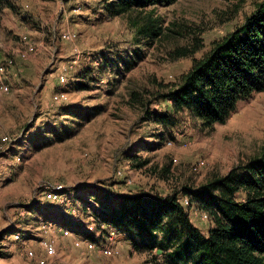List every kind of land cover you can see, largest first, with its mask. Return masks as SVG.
Wrapping results in <instances>:
<instances>
[{
	"label": "rangeland",
	"instance_id": "obj_1",
	"mask_svg": "<svg viewBox=\"0 0 264 264\" xmlns=\"http://www.w3.org/2000/svg\"><path fill=\"white\" fill-rule=\"evenodd\" d=\"M262 1L177 0L109 16L102 0H0V264H39L44 240L57 249L47 264H159L157 250L98 217L132 193L178 192L208 233L212 216L184 190L262 154L264 90L212 128L158 95ZM149 17L160 36L139 33ZM59 185L63 196L46 198Z\"/></svg>",
	"mask_w": 264,
	"mask_h": 264
},
{
	"label": "trees",
	"instance_id": "obj_2",
	"mask_svg": "<svg viewBox=\"0 0 264 264\" xmlns=\"http://www.w3.org/2000/svg\"><path fill=\"white\" fill-rule=\"evenodd\" d=\"M176 1L102 0V4L105 13L116 16ZM143 23L139 33L153 38L162 34L157 20L149 17ZM263 90L264 1L158 99L169 100L175 109L187 108L212 128L225 123L240 101ZM167 117L162 114L159 119L166 122ZM241 191L246 193L243 199L238 198ZM178 194H127L109 203L98 217L107 228L128 235L137 249L157 250L159 264H264V150L224 176L185 188L184 194L213 218L207 234L192 222Z\"/></svg>",
	"mask_w": 264,
	"mask_h": 264
},
{
	"label": "built area",
	"instance_id": "obj_3",
	"mask_svg": "<svg viewBox=\"0 0 264 264\" xmlns=\"http://www.w3.org/2000/svg\"><path fill=\"white\" fill-rule=\"evenodd\" d=\"M11 63V60L9 61ZM5 73H6V65L0 62V83L4 87V90H8L9 86L5 83ZM4 142H7L9 140V137L5 136L2 139ZM48 199L52 200H58L60 199L63 194L65 193L63 186L59 185L54 188H48L47 190H44L43 192ZM19 238V236H16ZM79 245V243H77ZM42 248L46 254V256L38 258L39 264H47L49 257H55L57 255V249L53 242L44 240L41 242ZM95 244L92 242L87 243V247L89 249L94 248ZM106 253L112 254V250L107 249ZM31 257L35 256V252L30 251L29 252Z\"/></svg>",
	"mask_w": 264,
	"mask_h": 264
}]
</instances>
